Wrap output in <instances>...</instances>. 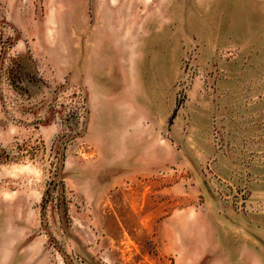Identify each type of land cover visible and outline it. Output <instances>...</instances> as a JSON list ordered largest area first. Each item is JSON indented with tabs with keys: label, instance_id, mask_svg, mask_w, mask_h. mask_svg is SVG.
I'll use <instances>...</instances> for the list:
<instances>
[{
	"label": "rangeland",
	"instance_id": "obj_1",
	"mask_svg": "<svg viewBox=\"0 0 264 264\" xmlns=\"http://www.w3.org/2000/svg\"><path fill=\"white\" fill-rule=\"evenodd\" d=\"M189 3L181 10L191 21L200 10ZM177 7L0 0V264H205L176 254L223 239L207 203L229 186L210 185L188 157L175 165L179 153L160 149L153 133V147L131 148L111 100L121 56L152 53L164 79L178 77L176 96L193 66L182 106L200 70L193 42L177 52L183 37L162 22ZM232 192L238 212L255 209L247 190Z\"/></svg>",
	"mask_w": 264,
	"mask_h": 264
},
{
	"label": "crops",
	"instance_id": "obj_2",
	"mask_svg": "<svg viewBox=\"0 0 264 264\" xmlns=\"http://www.w3.org/2000/svg\"><path fill=\"white\" fill-rule=\"evenodd\" d=\"M172 4L178 7L168 9L162 22L183 37L177 52L184 53L188 42L198 49L200 76L178 109V77L164 79L165 68L153 67L152 53L121 56L111 100L126 119L117 129L127 133L131 148L153 147L150 134H155L152 142L161 138L160 149L179 153L175 165L188 157V167L206 169L210 185L217 179L220 186H229L212 193L215 206L212 199L207 203L212 226L223 239L199 245L194 255L188 246L177 253L174 244L181 261L264 264V0H196L200 16L191 21L181 10L190 6L189 0ZM225 50L235 55L224 58ZM215 132L220 148L213 143ZM233 188L247 190L255 209L238 212L231 203Z\"/></svg>",
	"mask_w": 264,
	"mask_h": 264
},
{
	"label": "built area",
	"instance_id": "obj_3",
	"mask_svg": "<svg viewBox=\"0 0 264 264\" xmlns=\"http://www.w3.org/2000/svg\"><path fill=\"white\" fill-rule=\"evenodd\" d=\"M194 68L193 66L190 64L187 71L185 72V77L187 76V74L191 71H193ZM183 77V79L181 81H179L178 86H177V97H178V102L180 103L182 101V99L184 98V94L186 93V91L188 90V86H189V82L188 80ZM182 104V103H181ZM179 104V106L181 105Z\"/></svg>",
	"mask_w": 264,
	"mask_h": 264
}]
</instances>
